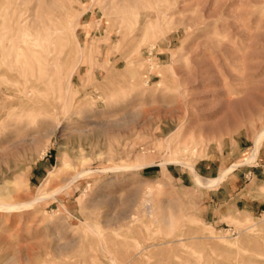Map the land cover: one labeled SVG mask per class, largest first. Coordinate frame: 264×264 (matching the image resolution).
<instances>
[{
    "label": "rangeland",
    "instance_id": "obj_1",
    "mask_svg": "<svg viewBox=\"0 0 264 264\" xmlns=\"http://www.w3.org/2000/svg\"><path fill=\"white\" fill-rule=\"evenodd\" d=\"M252 1L0 0L31 65L0 57V202L28 204L0 212V264H264V137L215 186L189 168L220 176L264 129V65L232 81L220 44L263 47L230 27L264 29Z\"/></svg>",
    "mask_w": 264,
    "mask_h": 264
},
{
    "label": "bare ground",
    "instance_id": "obj_2",
    "mask_svg": "<svg viewBox=\"0 0 264 264\" xmlns=\"http://www.w3.org/2000/svg\"><path fill=\"white\" fill-rule=\"evenodd\" d=\"M232 2H233V0H232ZM254 4H253V6L254 5H260V4H262V1L261 0H253L252 1ZM252 2H249V3H252ZM224 5V4H223ZM252 6V5H251ZM260 12V11H259ZM244 13H245V10H244ZM242 15H243V13L241 14V15H238V16H236V18L238 19H240L238 22H233L232 23V25H230V27L231 28H233L234 29V35L237 37V38H239L240 40H241V42L242 41H247V44L245 43V45L247 46V48H251L252 47V45H254V44H257L258 43V45H259V43H261V44H263L264 43V31H262V30H264V29H262L263 27H257L256 29V31L254 32V33H252L251 31H249V29H248V26H246L245 24H243V23H241V21H243V19H242ZM253 20V19H252ZM262 21H264V18L262 17V18H259L256 22L257 23H260V22H262ZM258 25V24H257ZM252 26V25H251ZM250 26V27H251ZM224 27V26H223ZM253 29V28H252ZM251 29V30H252ZM132 38H139V37H142V33H141V29H133L132 30ZM69 37L67 38V41L66 42H70V44H71V49H70V53H74V50H75V44L74 43H76V44H78V41H77V38H76V34L75 33H71V34H69L68 35ZM236 38V39H237ZM233 39V38H232ZM233 41H235V40H233ZM237 42H238V40H237ZM235 43V42H234ZM240 43V42H239ZM254 43V44H253ZM7 43H3V42H0V57H1V59L2 58H7L8 59V63H6L7 65H8V71L9 72H11V71H15L16 73H20V75L22 74H25L24 76H25V83H26V85L28 84V82L31 80V79H29V77H28V72L30 71V66L31 65H29V63L26 61V60H23L21 57H22V53H21V51L19 50V49H16V48H14V47H10V46H7L6 45ZM221 44V49H222V52L226 55V60L227 59H230L231 61H232V63H234L235 65H237V62H241L242 63V69H243V74H240V75H238V74H236L235 73V71H234V67H231L230 69H227V70H225V72L227 73V75L229 76V78L232 80V81H239V82H245L246 80H250L252 77H253V75L254 74H252V69L253 68H255V67H253L252 66V64L255 62L254 60V62L251 60L253 57H257V63H256V65H257V67H258V69L260 68V67H262V65H264V45H263V47L260 49H258V50H256V51H252L251 53H248L249 51H247V49L245 48V49H243V50H246V52H244V51H242L241 49V45H240V47L239 46H237V47H235L234 46V44H232L231 43V41L230 40H227L226 42H222V43H220ZM236 44V43H235ZM243 45H244V43H243ZM116 45H114V47H115ZM79 54H80V60L79 61H82V59H81V55H82V57L84 56V47H81V46H79ZM114 49V48H113ZM255 49V48H254ZM239 50L240 51H242L241 53L239 52ZM70 56V55H69ZM21 58V59H20ZM128 59V58H127ZM68 60V58L67 59H65V62ZM4 61V60H3ZM147 61V60H146ZM251 61L253 62V63H251ZM233 64V65H234ZM240 64V63H239ZM129 65H131V63L129 64ZM253 65H255V64H253ZM255 65V66H256ZM240 66V65H239ZM257 69V70H258ZM152 70H154V66L153 65H149V67H148V71H152ZM14 72V73H15ZM75 72V71H74ZM73 71H71V73L69 74V79L71 78V76L73 75V73H74ZM15 73V74H16ZM15 74H10V75H7L6 74V72L4 71V70H1L0 71V76H8V77H10L11 79H13V78H15ZM116 75V74H115ZM20 78V77H19ZM22 78V77H21ZM24 78V77H23ZM22 78V79H23ZM131 78V77H130ZM4 79V78H3ZM9 79V78H8ZM6 80V79H5ZM2 81V80H1ZM7 81V80H6ZM5 81V83H7ZM121 81V80H120ZM9 82V81H8ZM10 83V82H9ZM2 85V84H1ZM0 85V86H1ZM7 85V84H6ZM5 85V86H6ZM116 85V84H115ZM8 87H10V86H8ZM12 87V86H11ZM14 87V86H13ZM27 87V86H26ZM5 88H7V87H5ZM17 89V88H16ZM6 90V89H5ZM9 90V89H8ZM11 90H12V88H11ZM40 89H36V91H39ZM110 90V89H109ZM6 92V91H5ZM22 94V93H21ZM21 104V103H20ZM12 105L10 104V105H7L6 107L8 108V107H11ZM27 106V105H26ZM5 107V106H4ZM19 108V107H18ZM25 110H26V108H25ZM19 111V110H18ZM24 111V110H23ZM10 112H12V111H10ZM14 112V111H13ZM20 113V112H19ZM12 114V113H11ZM8 116H10V114L8 115ZM16 116V115H15ZM1 117V116H0ZM3 126V125H2ZM179 127H181V125L180 124H178V125H176V126H170V128L169 129H171V128H176V130L177 129H179ZM3 128V127H2ZM172 130V129H171ZM166 132V131H165ZM264 137V129H262L261 130V132H260V135H259V137H258V139L257 140H255V147L251 150V152H250V154H249V156L245 159V160H243V161H241L240 163H238V164H235V165H232V166H230V167H228V168H226V169H224L223 170V172L221 173V175L220 176H218V177H216V178H211V179H209V178H205V177H202L201 175H199L195 170H194V167L193 166H191V165H189V168H190V170L192 171V173L194 174V176H195V179H196V182H197V184H199L200 186H204V187H212V186H215V185H217L219 182H221V180H223L234 168H236L238 165H246V164H250V163H252L255 159H256V156H257V151H258V147H259V143H260V140L262 139ZM195 145V144H194ZM189 148H190V146L189 145H187V142H185V149L184 150H189ZM193 149H191V151H192ZM128 168V167H127ZM6 169V168H5ZM60 170V169H59ZM126 170V169H125ZM58 171V170H57ZM50 175H51V172H50ZM79 175H75V176H73L71 179H70V183H72L73 181H75L76 180V178L78 177ZM69 180V179H68ZM68 184V183H67ZM66 186V185H65ZM13 190L12 189H10V187H8V186H4V184L3 185H1L0 186V199H4V198H6V197H8L9 195H10V193L12 192ZM48 195V194H47ZM51 195V194H50ZM43 197H38L37 199H35V201H38V200H40V199H42ZM46 198V197H45ZM33 202V201H32ZM35 203V202H34ZM147 204V203H146ZM28 206V204L27 205H18V204H11V203H5V202H0V212H14V211H17V210H20L21 208H24V207H27ZM149 207V206H148ZM147 207V208H148ZM149 211V210H148Z\"/></svg>",
    "mask_w": 264,
    "mask_h": 264
},
{
    "label": "crops",
    "instance_id": "obj_3",
    "mask_svg": "<svg viewBox=\"0 0 264 264\" xmlns=\"http://www.w3.org/2000/svg\"><path fill=\"white\" fill-rule=\"evenodd\" d=\"M208 167H209V166H207L206 168L208 169ZM203 170H204V169H203ZM204 171H205V172H203V173H206V169H205ZM216 175H217V174H216ZM217 177H218V176H217Z\"/></svg>",
    "mask_w": 264,
    "mask_h": 264
}]
</instances>
